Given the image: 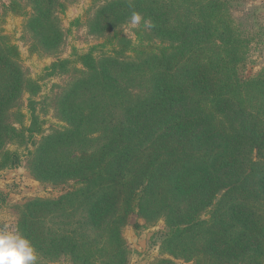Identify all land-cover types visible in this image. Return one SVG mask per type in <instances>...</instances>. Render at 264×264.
<instances>
[{
    "label": "rangeland",
    "instance_id": "obj_1",
    "mask_svg": "<svg viewBox=\"0 0 264 264\" xmlns=\"http://www.w3.org/2000/svg\"><path fill=\"white\" fill-rule=\"evenodd\" d=\"M136 1L0 0V98L5 94L7 81L8 45L19 53L15 63L21 81L7 108L1 105L3 123L14 126L20 133L5 136L0 148V160L7 151L19 155L18 165L0 169V231L26 238L19 227L25 206L33 201H50V210L43 208L36 213L34 227L38 236L39 231L45 237L50 232L55 239L53 244L50 241L44 244L45 240L40 248L29 240L37 255L35 264H222L203 251L205 240L212 236L209 232L212 225L186 232L176 244L165 240L163 235L169 232L172 219L183 224L204 217L213 223L214 202L212 199L211 204L198 211L192 209V201L187 198L158 190L146 191L141 171H148L147 155L152 149L145 144L137 154L139 165L124 172L132 187L118 189L119 206L128 195L125 191L140 192L138 201L134 198L136 206L126 210L114 208L104 224L94 227L80 198L68 196L85 188L88 180L84 179L97 172L96 161L83 160L91 155L97 157L105 143L104 130L109 133L117 130L119 110L115 97L104 94L95 85L105 71L102 62L107 58L119 62L137 59L136 52L120 51L126 42L138 39L141 28L145 29L143 39L149 46L166 47L177 42L165 40L168 38L162 36L165 33L162 23L153 29L148 16L154 14L150 10L151 0H142L140 10L132 8ZM174 3L177 4L172 6L170 1L167 11L165 5L158 7L159 12L167 13L171 24L193 18L181 1ZM133 11L139 12L150 26L131 25ZM225 19L233 26L234 37L241 40L236 77L241 81H264V0H228ZM102 43L107 45L94 49ZM89 53L93 66H86L82 58ZM92 68L98 71L93 72ZM116 71H111L112 77ZM149 74V70L141 74L120 69L118 78L129 83L132 95L136 96L148 89ZM251 94L261 96L258 90ZM104 118L109 122H104ZM70 130H77L80 135L50 146L52 160L39 175L41 145L49 136ZM68 199L72 201L66 202ZM224 215L223 210L220 218ZM179 217L183 220L177 222ZM202 236L203 245L195 249L194 243ZM226 264L246 263L233 259Z\"/></svg>",
    "mask_w": 264,
    "mask_h": 264
},
{
    "label": "trees",
    "instance_id": "obj_2",
    "mask_svg": "<svg viewBox=\"0 0 264 264\" xmlns=\"http://www.w3.org/2000/svg\"><path fill=\"white\" fill-rule=\"evenodd\" d=\"M170 1L172 6L177 4L174 3L177 0H168V3L151 0L150 10L154 14L148 16L153 29L157 28V23H162L165 28L162 36L176 43L166 47L149 46L143 39L145 29L141 28L138 39L126 42L120 51L122 54L136 52L137 59L119 62L107 58L102 62L105 71L100 73L102 79L95 85L104 94L115 97V107L119 110L117 130L110 133L104 130L105 143L97 157L91 155L83 160L84 163L96 161L97 172L84 179L88 180L84 190L76 189L68 196L80 198L94 227L104 224L114 208L126 210L136 206L134 198L138 201L140 192L125 191L128 195L119 206L118 189L132 187L124 172L139 165L137 154L145 144L152 149L147 155L148 171H141L146 191L158 190L162 194L187 198L192 201V209L198 211L211 204L212 199L214 202L213 223L204 217L183 224L172 219L169 232L163 235L165 240L176 244L186 232L212 225L209 231L212 236L205 240L204 254L222 264L233 259L262 264L264 81H241L236 77L242 46L241 40L234 37L233 26L225 19L228 0H178L190 10L193 18L175 24L170 23L165 12ZM164 5L165 11L159 12L158 7ZM141 6L142 0H137L132 8L140 10ZM106 45L102 43L94 49ZM173 51L177 53H171ZM7 56L5 94L0 98V148L5 136L20 133L14 126L3 123L1 107L7 108L21 87L15 63L19 53L13 45H8ZM82 58L86 66H93L91 53ZM120 69L141 74L149 70L146 92L133 96L131 85L118 78ZM112 70H118L116 76H111ZM256 90L261 96L251 94ZM104 122L109 121L104 118ZM78 135L79 131L70 130L49 136L39 149L38 174L41 175L52 160L50 146L61 145ZM18 164V153L7 151L0 160V169ZM220 191H223L221 196ZM143 193H146L144 189ZM51 204L43 200L29 202L19 224L26 238L38 248L45 240L44 244L54 243L50 232L45 237V233L39 231L44 238L41 240L34 227L36 213L43 208L50 210ZM223 210L225 215L221 219ZM182 220L183 217H179L177 222ZM216 225H220V229H216ZM199 245H203V236L193 246L197 249Z\"/></svg>",
    "mask_w": 264,
    "mask_h": 264
},
{
    "label": "clouds",
    "instance_id": "obj_3",
    "mask_svg": "<svg viewBox=\"0 0 264 264\" xmlns=\"http://www.w3.org/2000/svg\"><path fill=\"white\" fill-rule=\"evenodd\" d=\"M133 26H150V22L139 12L133 11L130 17ZM37 255L31 242L18 233L0 231V264H35Z\"/></svg>",
    "mask_w": 264,
    "mask_h": 264
}]
</instances>
